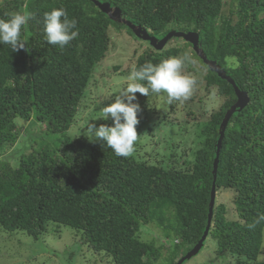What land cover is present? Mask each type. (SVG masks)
<instances>
[{"label":"trees","instance_id":"obj_1","mask_svg":"<svg viewBox=\"0 0 264 264\" xmlns=\"http://www.w3.org/2000/svg\"><path fill=\"white\" fill-rule=\"evenodd\" d=\"M98 1L120 8L151 37L161 39L170 31L197 33L204 56L248 94L249 105L226 128L217 172L216 193H233L236 219L215 201L208 236L216 243L215 252L232 264H264V0H232L227 14L222 12L224 0ZM53 8H63L77 21L73 30L78 35L64 48L44 39V13ZM14 12L30 16L20 36L29 51L12 52L10 45L0 44V150L19 140L20 120L35 121L45 130L35 147L29 145L30 154L20 151L14 166L12 156L0 162V236L20 232L37 242L52 226L54 236L67 227L75 231L76 245L99 264H155L161 258V264H176L207 227L219 128L236 102L233 87L191 50L186 73L198 74L189 62L196 61L204 72L194 84L202 82L208 93L216 88L225 99L199 135H192L200 146L187 159L177 151L187 135L189 111L179 122L182 141L167 140V154L156 164L138 158L134 150L127 157L117 156L103 142L91 143L90 136L71 135L70 129L94 73L116 45L111 27L124 28L134 37L131 30L111 21L89 0L0 2V19ZM181 53L179 47L162 52L149 48L137 58L135 69L169 57L184 58ZM134 103L140 106V122L147 104L141 99ZM134 147L140 149V141ZM143 225L156 226L164 238L181 242L174 248L167 240L158 246L157 241L145 242L139 235ZM60 258L72 264L76 252Z\"/></svg>","mask_w":264,"mask_h":264},{"label":"rangeland","instance_id":"obj_2","mask_svg":"<svg viewBox=\"0 0 264 264\" xmlns=\"http://www.w3.org/2000/svg\"><path fill=\"white\" fill-rule=\"evenodd\" d=\"M1 1L3 0H0V2ZM96 1L100 4H108L102 3L98 0ZM231 2L232 0H224V7L222 9V12L224 14L228 13V7ZM110 8L112 9V12L113 10L118 9L117 11H120L122 19L136 27L141 28V26L135 25L132 22L128 21L126 17L122 15L120 8H112L111 6ZM115 23L123 25L131 30L130 27L126 26L123 23ZM131 32L135 38L129 35L127 30L124 28H122L120 31H117L116 29H113L111 27L109 34L113 36L112 38L116 44L114 46L115 49L112 48L110 49V51H108L109 54L106 62L99 70L94 73L93 79L88 85L89 90H87V98L85 100L84 106H81L78 115L76 116L74 125L70 129L71 135H88L86 133V129L88 128L90 123H94L97 127L105 123L111 124L110 120L103 121L101 109L107 104L114 102L115 96L120 94L121 91L127 87L128 80L126 76H121V74H124L125 72L131 73L133 70H135L137 58L140 55L147 53V50L149 48L153 49V47H151L148 42L137 38L132 30ZM184 43L185 41L183 39L173 38L161 51L157 52H162L163 50L169 49L171 47H179L180 49H182V55L189 56L190 51L194 50L193 48L186 47ZM154 51L156 50L154 49ZM189 62H191L193 68L198 71V74H187L185 67H183V72L186 75H189L194 81L196 79L201 80V73L204 71L196 61L190 59ZM114 68H117L118 70L114 71ZM129 75L130 74H128L127 77ZM194 86L197 89H192L191 94L186 99H181L178 101L173 100L172 102L168 101L166 94L150 93L148 97L141 95L140 93L135 94L136 100L134 102H137L141 99L143 103L147 104V112L145 114L146 117L144 115L141 116L142 118L136 126L137 135L145 132L144 135L137 136L136 139V142L138 143L140 141L141 144L140 149H138L137 147L138 150H136V148L134 147V154L138 158H145L146 162L150 164H156L162 159L163 155L167 154L166 149L169 146L166 143L167 140L171 142H181L182 138L180 136L184 134H182V129L179 122L181 121L182 123L184 119L187 118V113L189 111L190 113H192V116L188 118L190 122L186 125L187 135L184 137L185 139H188H184V141L182 142V146H179L177 148V151L180 154L185 155V159H187L191 154H193V151H195L200 146V140L194 138L192 135H199L200 131L206 125L210 114L213 112H218L223 106L225 99L222 95H219L216 88H211L210 93H208V91L204 89V84L202 82L199 83V85L194 84ZM234 94L236 97V102L230 107V109L237 103L235 90ZM194 95L195 98L191 100V97ZM250 101L251 100L248 97V103L246 107L243 108V110L247 108ZM229 110L226 111L224 118L226 117V114ZM242 111H237L233 114V116L235 114L241 113ZM44 127L45 126L42 124H36L35 121L31 123H27L24 120L18 121L16 132L19 133L20 138L12 147H7L0 150V162H5L9 157L12 156L10 164L11 166H14L16 164L15 157H17V159L19 158V154H21L20 151L22 149H24L23 152L25 154H30L31 148L29 145L35 147L36 141L39 142V136L45 130ZM171 142H169L168 144H170ZM156 150L159 151V153H156ZM151 155H153V157H149ZM233 196V193L230 191L220 190L216 193V205L224 204L228 209L229 217L232 219H236L233 205ZM52 230L53 226L49 229L48 234L39 239V241L37 242H34L31 238H28L25 234L20 232L12 234L5 233L1 235L0 264H67L65 258L61 259L60 257H62L63 254L67 255L69 252H76V258L72 261L74 263L71 262L72 264L100 263L99 260H96L94 256H92L84 248H81L80 246L78 247L76 245V241L74 240V230L67 227H61L59 236L56 234L55 236L52 235ZM161 231L162 230H160L156 226H154L152 229L150 225H143L140 228L139 235L140 238H142L145 242H159L157 243V246L160 245L161 242L167 240V242L170 241V245L172 244L174 248V245H178L181 242V240L179 239L164 238ZM215 247V241L208 236L206 238L204 246L197 255L187 258L188 254L193 250L191 249L185 255L180 256L178 259H176V264H178L180 260L184 261L182 264H232L229 257L224 258L222 255L217 254L215 252ZM262 249L264 251V232ZM54 252L56 254H54ZM162 253L166 257L167 252H165L164 250ZM30 257L32 258V260H29ZM161 259L153 261L155 264H161ZM143 261L145 260L143 259ZM260 261H264V254L261 256Z\"/></svg>","mask_w":264,"mask_h":264},{"label":"clouds","instance_id":"obj_3","mask_svg":"<svg viewBox=\"0 0 264 264\" xmlns=\"http://www.w3.org/2000/svg\"><path fill=\"white\" fill-rule=\"evenodd\" d=\"M29 19L30 16L21 12L11 13L6 20L0 19V44L10 45L12 52L19 50L28 52L27 44L20 40V36L22 27ZM76 26L77 21L70 20L63 8H53L44 13V39L50 45L60 48L69 45L78 35V32L73 30ZM188 59L187 56L169 57L157 64L144 63L133 70L127 77V87L115 96L114 102L101 109L103 121L110 120L111 124L105 123L97 127L94 123H90L86 129V133L92 139L91 143L103 142L117 156L130 155L138 136L136 126L139 123L140 106L134 103L135 94L140 93L146 97L150 93L166 94L169 102L186 99L191 94L195 83L183 72L184 64Z\"/></svg>","mask_w":264,"mask_h":264},{"label":"water","instance_id":"obj_4","mask_svg":"<svg viewBox=\"0 0 264 264\" xmlns=\"http://www.w3.org/2000/svg\"><path fill=\"white\" fill-rule=\"evenodd\" d=\"M93 2L98 9L105 15H107L112 21L114 22H119L123 23L126 26L130 27L131 30L134 32L135 36L143 41L148 42L153 49L156 51H161L166 44L171 41L173 38L176 39H183L185 42L189 43L192 45V48L194 52L197 54L198 57H200L205 65L208 67V69L214 73H216L220 79L227 81L235 90L236 96H237V103L227 112L226 117L222 121L220 128H219V139L217 141V146H216V157L214 160L213 164V182H212V189H211V194H210V203H209V213H208V221H207V227L206 230L202 236V238L199 240V242L196 244V246L193 248L192 252L188 254L187 258L195 256L199 253V251L202 249L204 246V243L206 241V238L208 237L210 226H211V221L213 217V207L215 204V192H216V181H217V172H218V163H219V155H220V150L222 147V141L225 136V130L227 128V125L229 123V120L233 116L234 113L237 111H242L243 108L246 107L248 103V97L247 94L244 92H241L238 87L235 85L234 81L228 77L224 71L215 63L212 61L207 60V58L203 55V51L200 48V43H199V35L194 33V32H189V33H183V32H177V31H171L169 32L164 38L162 39H157L155 37L149 36V34L141 29L140 27H136L132 25L131 23L125 21L121 17L120 11H117L118 9L111 11L112 9L110 8L109 4H100L96 0H89ZM184 261L180 260L178 264H182Z\"/></svg>","mask_w":264,"mask_h":264},{"label":"bare ground","instance_id":"obj_5","mask_svg":"<svg viewBox=\"0 0 264 264\" xmlns=\"http://www.w3.org/2000/svg\"><path fill=\"white\" fill-rule=\"evenodd\" d=\"M215 201H216V192H215ZM214 207H215V204H214ZM214 207H213V209H214Z\"/></svg>","mask_w":264,"mask_h":264}]
</instances>
